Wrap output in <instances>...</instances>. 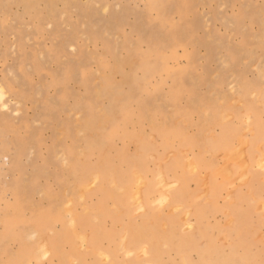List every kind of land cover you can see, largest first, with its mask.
<instances>
[{"label": "rangeland", "instance_id": "374dc122", "mask_svg": "<svg viewBox=\"0 0 264 264\" xmlns=\"http://www.w3.org/2000/svg\"><path fill=\"white\" fill-rule=\"evenodd\" d=\"M0 91V264H264V0H0Z\"/></svg>", "mask_w": 264, "mask_h": 264}, {"label": "bare ground", "instance_id": "6f19581e", "mask_svg": "<svg viewBox=\"0 0 264 264\" xmlns=\"http://www.w3.org/2000/svg\"><path fill=\"white\" fill-rule=\"evenodd\" d=\"M1 92V91H0ZM90 123H91V119L90 120H88V119H86V121H85V126H89L90 125ZM191 158V157H190ZM196 159V158H195ZM194 161V160H193ZM193 161H191V162H193ZM196 161V160H195ZM205 162V161H204ZM190 163V162H189ZM195 163V162H194ZM198 164V163H197ZM228 164V163H227ZM196 164H194V166H195ZM191 167H192V163H191ZM196 167V166H195ZM224 170H223V172H224V174L226 175V176H228V177H232V175H233V173H232V171L230 170V168H228V165H227V167L226 168H223ZM115 174H113V176H114ZM160 177V176H159ZM163 178L164 177H162L161 176V178H160V182H161V180H163ZM166 179V178H165ZM141 180V181H140ZM140 180L138 179V177H137V182H138V184L140 185L141 184V182L143 181V179L142 178H140ZM163 184V183H162ZM161 184V185H162ZM141 187H142V185H140ZM142 198V196H141V190H140V192L139 193H137V197H134V200H135V202H136V205H138V206H140V205H144L145 203H146V200L143 202V200L145 199L144 198V196H143V200L141 199ZM146 205H147V203H146ZM149 205V204H148ZM74 220H75V218H74ZM76 221V220H75ZM74 221V222H75ZM74 224V223H73ZM75 224H76V222H75ZM74 224V225H75ZM73 227H75V226H73ZM77 227V226H76ZM74 229V228H73ZM77 232V231H76ZM75 233V232H74ZM76 234V233H75ZM77 234H79V236L77 235ZM76 235L78 236V237H80L81 235H80V233H77ZM84 240H86V239H84ZM139 242H140V239L138 240ZM124 246V245H123ZM43 251V250H42ZM146 251V250H145ZM44 252V251H43Z\"/></svg>", "mask_w": 264, "mask_h": 264}]
</instances>
